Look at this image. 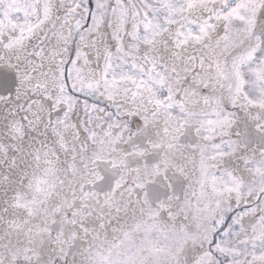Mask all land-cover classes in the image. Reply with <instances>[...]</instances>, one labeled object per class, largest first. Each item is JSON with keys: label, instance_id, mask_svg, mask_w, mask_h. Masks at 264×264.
Returning a JSON list of instances; mask_svg holds the SVG:
<instances>
[{"label": "snow or ice", "instance_id": "obj_1", "mask_svg": "<svg viewBox=\"0 0 264 264\" xmlns=\"http://www.w3.org/2000/svg\"><path fill=\"white\" fill-rule=\"evenodd\" d=\"M0 264H264V0H0Z\"/></svg>", "mask_w": 264, "mask_h": 264}]
</instances>
